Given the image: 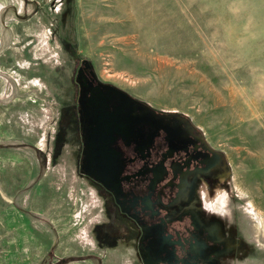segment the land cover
<instances>
[{"label": "rangeland", "instance_id": "1", "mask_svg": "<svg viewBox=\"0 0 264 264\" xmlns=\"http://www.w3.org/2000/svg\"><path fill=\"white\" fill-rule=\"evenodd\" d=\"M70 53L215 152L209 190L170 206L209 218L217 264H264V0H0V264H139L96 244L63 154Z\"/></svg>", "mask_w": 264, "mask_h": 264}, {"label": "flooded vegetation", "instance_id": "2", "mask_svg": "<svg viewBox=\"0 0 264 264\" xmlns=\"http://www.w3.org/2000/svg\"><path fill=\"white\" fill-rule=\"evenodd\" d=\"M70 55L76 65L58 135L74 144L63 154L99 203L96 244H122L139 264H217L225 240L209 218L171 207L178 198L196 203L199 184L209 190L215 152L179 117L148 109Z\"/></svg>", "mask_w": 264, "mask_h": 264}]
</instances>
